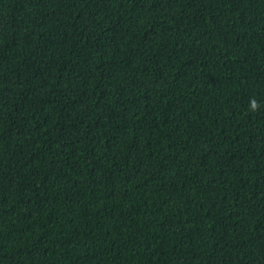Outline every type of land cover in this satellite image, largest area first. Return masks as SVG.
<instances>
[{
    "label": "trees",
    "instance_id": "16d2710c",
    "mask_svg": "<svg viewBox=\"0 0 264 264\" xmlns=\"http://www.w3.org/2000/svg\"><path fill=\"white\" fill-rule=\"evenodd\" d=\"M0 264H264V0H0Z\"/></svg>",
    "mask_w": 264,
    "mask_h": 264
}]
</instances>
